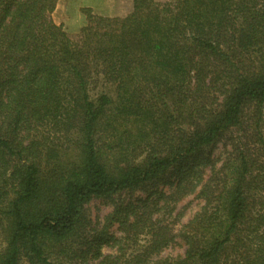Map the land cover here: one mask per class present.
I'll return each instance as SVG.
<instances>
[{"label":"trees","instance_id":"trees-1","mask_svg":"<svg viewBox=\"0 0 264 264\" xmlns=\"http://www.w3.org/2000/svg\"><path fill=\"white\" fill-rule=\"evenodd\" d=\"M125 1L0 0V264H264V0Z\"/></svg>","mask_w":264,"mask_h":264},{"label":"rangeland","instance_id":"rangeland-1","mask_svg":"<svg viewBox=\"0 0 264 264\" xmlns=\"http://www.w3.org/2000/svg\"><path fill=\"white\" fill-rule=\"evenodd\" d=\"M90 6H92V8H90ZM127 6L128 4L125 0H58L51 18L56 24H62L68 34L73 36L78 28L85 22L83 9L89 8L96 14L113 16L123 14L124 12L126 13ZM224 151V147L218 146L214 151V156L219 158L224 154ZM165 191L166 194H169L168 190ZM174 207V213L181 212L184 214L181 221V224H183L198 209V202L192 196H189L178 201ZM87 210L95 226L100 224L103 218L110 212V207L100 200H92L87 205ZM99 227L100 225L97 226V228ZM178 229L179 225L175 226L174 232H177ZM109 233L116 238L121 235L116 226L110 228ZM183 252L184 246L178 238H175L174 242L163 250L160 256L164 258H175L182 255Z\"/></svg>","mask_w":264,"mask_h":264},{"label":"crops","instance_id":"crops-1","mask_svg":"<svg viewBox=\"0 0 264 264\" xmlns=\"http://www.w3.org/2000/svg\"><path fill=\"white\" fill-rule=\"evenodd\" d=\"M90 8H92V6H90ZM101 15V14H100ZM102 15H104V14H102Z\"/></svg>","mask_w":264,"mask_h":264}]
</instances>
